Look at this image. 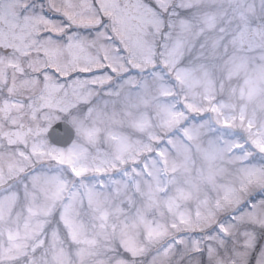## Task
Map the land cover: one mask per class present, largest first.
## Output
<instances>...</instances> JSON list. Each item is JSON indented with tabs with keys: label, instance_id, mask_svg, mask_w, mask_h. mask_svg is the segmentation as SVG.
Here are the masks:
<instances>
[{
	"label": "snow or ice",
	"instance_id": "snow-or-ice-1",
	"mask_svg": "<svg viewBox=\"0 0 264 264\" xmlns=\"http://www.w3.org/2000/svg\"><path fill=\"white\" fill-rule=\"evenodd\" d=\"M0 264H264V0H0Z\"/></svg>",
	"mask_w": 264,
	"mask_h": 264
}]
</instances>
